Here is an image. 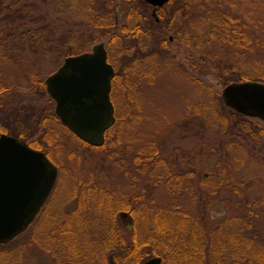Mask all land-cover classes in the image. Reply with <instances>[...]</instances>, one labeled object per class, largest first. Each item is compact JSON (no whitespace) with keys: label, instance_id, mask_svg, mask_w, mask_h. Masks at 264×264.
<instances>
[{"label":"trees","instance_id":"1","mask_svg":"<svg viewBox=\"0 0 264 264\" xmlns=\"http://www.w3.org/2000/svg\"><path fill=\"white\" fill-rule=\"evenodd\" d=\"M97 1L100 0H57L54 5L53 1L42 0L55 7V13H51L57 18L65 14L66 20L73 21L72 31L83 24L89 26L90 31L99 30L108 37L106 49L116 70L112 90L115 106L118 92L135 99L136 94L132 91L139 87L140 78L135 79L133 72L147 66L151 57L166 56L172 45L189 46L194 50L195 44L198 60L187 62L200 74L195 83L199 89L209 90L218 98L198 106L197 111L203 118L200 125L208 129L212 123L222 139L220 148L224 147L225 151L228 148L230 152L237 150L241 156L230 157L226 152L230 157L228 164L226 160L218 163L221 168L216 178L207 166L201 167L205 172L203 175H198L195 170L192 173L182 171L176 162L163 157L161 145L151 142L138 151L128 167L134 168V180L141 173H150L154 183L163 187L172 199L170 206L150 200L146 189L138 194L126 193L121 190V185L115 188L96 173H91L87 179L75 183L63 201L57 196L61 188L56 185L29 229L14 242L0 244L3 248L11 246L0 252V264H26L22 257L30 246L39 248L54 264H149L156 258L161 259L162 264H264V194L251 199L248 193H241L242 188L236 187L233 192L237 198L231 200L232 205L226 207V212H221L220 218L213 216L210 201L215 198L221 203L225 198L222 191L224 183L227 185L229 169H236L237 163L264 151V126L226 106L222 93L215 92L204 76L208 69L211 72L221 70L216 65V54L211 56L213 51L206 53L211 49L228 47L247 59L254 45L253 38L246 32L244 17L225 9L224 3L233 0H172L167 5L173 6L172 13H167V6L156 10L159 20L153 16L155 9L146 0H122V23L115 14V7H110L118 5V0H104L99 9L95 5ZM17 4L0 17V62L13 58L19 63L25 62L22 52L30 49L39 55V65L43 61L68 59L91 51L84 42L77 48L79 40L74 35L70 36L74 38L72 44L75 47L51 46V38L45 35V30L50 26L51 31L54 29L49 22L50 12H46V16L43 14L46 7L30 0H18ZM89 36L95 42L100 40L94 33ZM67 38L57 37L56 41ZM120 58L130 60V70H133L130 77H123L124 69L121 74ZM256 65L252 68L243 62L225 67L224 72L218 74L224 88L248 82L264 84V59ZM37 69L39 74L31 73V94L39 95L45 101L47 98L49 106L53 107L24 104L23 117L19 120L3 123L0 117V135L28 142L59 168L52 156L55 137L48 134L46 124L49 119L62 124L56 114L55 101L47 92L46 80L42 79L43 71ZM151 75L149 71L146 74ZM13 89L0 84V106ZM116 118V124L106 132L103 147H91L74 136L84 146L110 156L116 154L123 145V131L129 128L126 126L128 117L116 115ZM185 197L191 199L196 210L181 202ZM122 214L132 220L128 236L120 226L119 215Z\"/></svg>","mask_w":264,"mask_h":264},{"label":"rangeland","instance_id":"2","mask_svg":"<svg viewBox=\"0 0 264 264\" xmlns=\"http://www.w3.org/2000/svg\"><path fill=\"white\" fill-rule=\"evenodd\" d=\"M30 1L38 2L42 8L46 7V11L43 13L45 16L46 12H50L48 13L49 22L53 24L52 29L54 30L52 31L55 33H52L50 26L49 30H45V35L51 38L49 40L51 46L57 44L58 47L62 45L75 47L72 44L74 38L70 36L74 35L76 40H79V43L76 44L77 48L83 42L90 46V50L101 43H105V47H107L109 39L99 30L92 32L88 29L89 26L82 24L74 29L76 31H72L73 21L66 20L68 16L64 14L62 18H57L53 14L55 13L54 6H48L42 0ZM50 1H53L55 5L57 0ZM103 1H97L98 3L95 4L98 9L102 6ZM17 2L18 0H0V17L16 8ZM110 7H115V14L119 22L123 23V1L118 0V5ZM224 7L235 16L244 17L243 19L247 24L246 32L253 38L252 46H254L253 50L248 52L247 59L246 56L242 58L240 54H235L228 47L224 49L217 47L215 50L206 51L207 54L213 51L211 56L216 54V65L221 68L220 71L215 72L208 69L204 75L206 83L219 94L223 92L224 86L218 74L224 72L225 67L244 62V64L247 63L248 67L256 68V62L262 63L264 59V0L226 1ZM166 8L168 14L172 13L173 6ZM91 33L100 39L99 42L89 38ZM62 36L68 38L61 40L62 42H57L56 38ZM193 46L194 50L189 46L172 45L169 54L162 58L160 56L155 59L151 57L147 66L138 69L136 72L130 70V60L120 58V67L118 68H120L121 74L124 69L123 77H130L133 72L135 79L140 78V85L132 91L133 94H136L135 99L120 95L119 92L115 95L116 115L128 117L127 121L129 122L126 125L129 128L123 131V145L116 154L110 156L105 152H98L93 148L84 146L66 127L58 125L53 119L48 120L47 132L55 137L52 156L59 164V176H57L56 185L61 188L60 191L57 190L59 193L57 196L61 201L70 195L69 191L72 192L75 183L87 179L91 173H96L103 181L115 188L117 185H121L123 192L138 194L146 189L150 200L153 199L156 204L159 203L162 206H170L173 202L172 199L165 193L163 187L154 183L155 179L150 173H141V175H137L138 179L134 180V168L128 167L133 158L137 156L138 151L151 142L156 141L161 145L164 149L163 157L166 160L176 162L181 166L182 171L192 173L195 170L198 175H203L205 172L201 171V167L207 166L216 178L220 173L219 168H221L218 163L226 160V164H228L227 160L230 157L241 156L237 150L230 152L227 147L226 151L223 150L224 147L220 148L222 139L219 138L218 129L214 128L212 123L210 127H207L208 129L201 127L203 118L197 111L198 106L212 102V99L218 100V98L212 95L213 93L211 94L209 90L199 89L195 83L200 74L196 68L187 63L189 60H193L195 63L198 60L195 55L197 45L193 44ZM22 54L25 56V62L20 61L19 63L16 58L11 61L2 60L0 62V84L14 88L11 94L7 95L8 97L1 102L0 117L3 123L14 122L23 117L21 109L24 104H33L37 107L49 106L47 98L45 101L41 96L31 94L30 88L33 85L31 84L33 79L31 73L39 74L40 70L37 69L39 67L43 71L42 79L48 80L50 76L58 72L66 59L61 57L51 61L47 60L39 65V55H36L32 49L23 51ZM151 61L153 62L151 63ZM148 71L153 75L146 76ZM49 107H53V105ZM254 121L264 126L263 121L259 119ZM237 164L236 169H229L227 172V185L224 183L222 191V197L225 198L221 200V203L215 198L210 200L212 201L211 211L213 216H217L216 218H220L223 215L221 212H226V207H230L232 201L237 198L233 192L236 187L242 188L241 193H248L251 199L259 198L264 194V151L256 152L251 158L248 157L245 162ZM130 171L132 174H128ZM190 200V198L185 197L181 202L190 209L196 210ZM119 216L120 226L127 236L130 235L131 218L126 214ZM9 249L11 246L4 248L0 246V252ZM24 254L22 259L26 264H54L51 258L41 253L39 248H35V246H30Z\"/></svg>","mask_w":264,"mask_h":264},{"label":"water","instance_id":"3","mask_svg":"<svg viewBox=\"0 0 264 264\" xmlns=\"http://www.w3.org/2000/svg\"><path fill=\"white\" fill-rule=\"evenodd\" d=\"M155 9L171 0H146ZM156 17V10L153 12ZM114 67L104 44L92 52L69 57L46 80L56 101V114L72 134L92 147H103L116 121L111 99ZM226 106L243 116L264 122V84H231L222 92ZM58 168L46 155L20 139L0 136V243L23 234L40 214L52 194ZM149 264H162L159 258Z\"/></svg>","mask_w":264,"mask_h":264}]
</instances>
